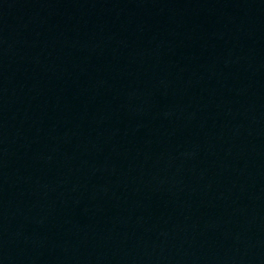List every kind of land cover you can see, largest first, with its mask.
I'll list each match as a JSON object with an SVG mask.
<instances>
[{"label":"water","instance_id":"95a60500","mask_svg":"<svg viewBox=\"0 0 264 264\" xmlns=\"http://www.w3.org/2000/svg\"><path fill=\"white\" fill-rule=\"evenodd\" d=\"M0 264H264V0H0Z\"/></svg>","mask_w":264,"mask_h":264}]
</instances>
